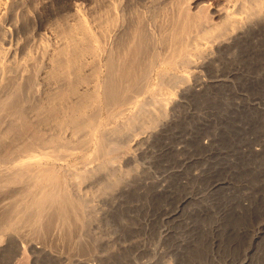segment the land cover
Here are the masks:
<instances>
[{
	"label": "rangeland",
	"instance_id": "1",
	"mask_svg": "<svg viewBox=\"0 0 264 264\" xmlns=\"http://www.w3.org/2000/svg\"><path fill=\"white\" fill-rule=\"evenodd\" d=\"M23 1L42 31L74 5L89 25L98 12L95 0ZM212 1L221 0H192L190 9L205 15ZM252 22L211 64L189 70L205 86L185 70L179 94L154 80L107 126L122 147L86 178L84 226L67 236L56 224L45 238L27 224L0 231V264H264V18ZM142 105L157 120L151 127ZM68 163L73 180L85 167ZM12 192L0 205L22 199Z\"/></svg>",
	"mask_w": 264,
	"mask_h": 264
},
{
	"label": "bare ground",
	"instance_id": "2",
	"mask_svg": "<svg viewBox=\"0 0 264 264\" xmlns=\"http://www.w3.org/2000/svg\"><path fill=\"white\" fill-rule=\"evenodd\" d=\"M124 1L95 0L93 25L74 5L42 31L25 1L0 0V196L22 194L0 205V231L27 224L45 238L56 224L67 236L84 226L86 178L107 169L122 147L107 126L132 97L149 93L154 80L179 94L188 79L181 71L205 68L264 18V0L212 1L209 15L193 13L192 0H137L129 8ZM196 80L206 83L200 74ZM139 113L150 117L143 105ZM70 161L85 167L73 169V180Z\"/></svg>",
	"mask_w": 264,
	"mask_h": 264
}]
</instances>
